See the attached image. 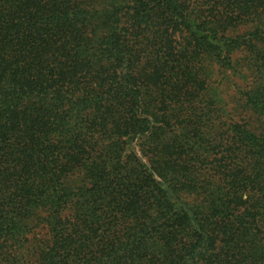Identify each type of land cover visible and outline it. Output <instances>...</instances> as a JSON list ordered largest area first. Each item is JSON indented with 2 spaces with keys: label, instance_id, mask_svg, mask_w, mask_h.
I'll use <instances>...</instances> for the list:
<instances>
[{
  "label": "trees",
  "instance_id": "trees-1",
  "mask_svg": "<svg viewBox=\"0 0 264 264\" xmlns=\"http://www.w3.org/2000/svg\"><path fill=\"white\" fill-rule=\"evenodd\" d=\"M0 264H264V0H0Z\"/></svg>",
  "mask_w": 264,
  "mask_h": 264
},
{
  "label": "rangeland",
  "instance_id": "rangeland-1",
  "mask_svg": "<svg viewBox=\"0 0 264 264\" xmlns=\"http://www.w3.org/2000/svg\"><path fill=\"white\" fill-rule=\"evenodd\" d=\"M245 57L241 52L235 53L233 62L236 64L231 65V68L221 69L219 65L213 64L211 77L206 80L209 101L225 128L238 124L253 126L254 117L244 109L243 101V94L250 89L253 80L251 72L245 68Z\"/></svg>",
  "mask_w": 264,
  "mask_h": 264
}]
</instances>
